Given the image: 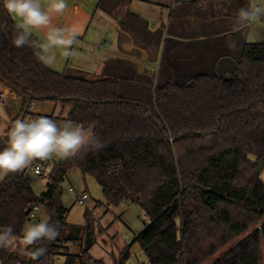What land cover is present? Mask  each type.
I'll return each instance as SVG.
<instances>
[{"label": "trees", "instance_id": "obj_1", "mask_svg": "<svg viewBox=\"0 0 264 264\" xmlns=\"http://www.w3.org/2000/svg\"><path fill=\"white\" fill-rule=\"evenodd\" d=\"M130 2L100 0L98 6L108 13L125 8L122 34L145 45L141 55L149 45L158 47V70L141 73L139 63L114 59L103 77L88 78L50 68L38 57L41 44L33 35L35 47H15L20 23L0 0V82L25 104L51 99L73 107L67 119L91 127L104 144L54 161L41 194L28 167L2 178L0 228L11 226L21 236L34 203L46 204L48 223L59 226L55 240L32 246L47 250L38 260L7 256L1 248L3 264L52 263L68 227L61 183L74 167L98 181L107 204L127 201L147 214L134 242L151 264H206L246 231L212 264H261L264 40L249 42V23L237 17L251 0H173L169 22L155 31ZM227 56L238 68L223 78L217 63ZM5 146L0 140V150ZM94 243L91 231L86 254ZM128 254L115 264H127ZM74 256L65 264H74Z\"/></svg>", "mask_w": 264, "mask_h": 264}, {"label": "rangeland", "instance_id": "obj_2", "mask_svg": "<svg viewBox=\"0 0 264 264\" xmlns=\"http://www.w3.org/2000/svg\"><path fill=\"white\" fill-rule=\"evenodd\" d=\"M100 0H65L67 8L63 13L50 12L53 24L66 29L65 35L71 32L76 33L73 45L68 49L69 56H64V49L52 47L45 56H54L51 63L46 64L56 71L68 70L71 73L84 75L88 78H100L105 75L104 71L111 60H121L122 64L130 60L135 63L141 61V51L145 45L136 41L130 36H125L119 26V19L123 9H118L115 13H108L104 8L99 7ZM144 5L146 15L151 22L159 18L161 12L166 20L170 12L173 0H145L141 2ZM264 8V0H251ZM42 10L49 11V0H40ZM19 21L22 22L19 18ZM249 32L247 40L252 43L262 42L264 40V18H258L249 23ZM32 35L41 45L47 43L46 32L40 29H32ZM131 45V48L125 49L124 45ZM148 58L145 62V69L149 73L158 70L161 58V50L154 45L147 46ZM41 105L45 100H36ZM60 105L62 106V102ZM60 107L54 112L55 116L59 115ZM55 121L61 125L66 120L56 118ZM76 123V122H75ZM6 138V136H5ZM256 159L254 155H251ZM53 156L49 160L54 162ZM49 163V164H50ZM53 166V165H52ZM31 168V166H28ZM52 167H47L41 176L35 175L34 187L37 193L45 188L47 177ZM31 170V169H30ZM34 173V172H33ZM260 177L264 182V166L261 170ZM62 201L68 208L66 218L67 226L62 228V241L60 247L56 248V254L52 255L51 264H65L69 253L75 254L74 264L88 262L90 264H115L116 260L121 259L126 252L128 257L127 264H151L149 257L142 249L139 242H134L135 235L139 233L149 222L147 214L139 205L122 202L119 205L107 204L103 194L102 186L91 175H84L80 168L70 169L61 183ZM88 193V198L80 203L78 196ZM40 208L36 210V217H29L27 223H39L49 220V212L46 204L39 203ZM264 219V218H263ZM262 219V220H263ZM86 228H73L78 226ZM93 232L95 243L90 250L91 254L84 252L87 245L90 232ZM249 231H246L230 245L217 253L206 264H212L232 245L242 240ZM68 236V237H67ZM17 237V240L11 247H8L7 256L14 254L20 258H27L25 254V244L23 240ZM32 246H27L31 251ZM12 253H10V252ZM3 258L0 257V264H3ZM261 264H264V249L262 250Z\"/></svg>", "mask_w": 264, "mask_h": 264}, {"label": "clouds", "instance_id": "obj_3", "mask_svg": "<svg viewBox=\"0 0 264 264\" xmlns=\"http://www.w3.org/2000/svg\"><path fill=\"white\" fill-rule=\"evenodd\" d=\"M3 7L8 14L19 17L22 21L18 31L11 41L19 48L25 45L35 47L31 40L32 29L46 32L47 43L41 45L38 57L51 63L55 57L45 56L52 47L64 49L63 55L69 56L68 49L73 45L75 32L65 35L66 29L53 24L50 12L63 13L67 8L65 0H49V11L42 10L40 0H3ZM238 23H251L258 18H264V8L256 3H249L237 13ZM6 146L0 150V175L17 173L27 168L34 160H48L53 156L69 158L75 156L86 147L101 149L104 147L93 133L92 128H85L71 120L58 125L47 116L29 119H17L6 133ZM59 236L58 224L47 221L26 223L22 230L21 239L25 244V254L32 260H38L45 255L46 249L38 247L29 251L27 246L35 245L38 241H53ZM17 240L11 226L0 228V248H8Z\"/></svg>", "mask_w": 264, "mask_h": 264}, {"label": "crops", "instance_id": "obj_4", "mask_svg": "<svg viewBox=\"0 0 264 264\" xmlns=\"http://www.w3.org/2000/svg\"><path fill=\"white\" fill-rule=\"evenodd\" d=\"M145 0H131L130 4H129V8L138 13L139 15H141L143 18H145L148 21V25H149V29L151 31H155L158 28H160V26L162 24H167L169 22V16H170V12L167 14V18L166 20L163 18V13L161 12V14H159V18H155L153 19V22H151L150 20H148L147 17L143 16L146 14L144 10L146 11V9L144 8L145 6L142 5L141 2H143ZM147 1V0H146ZM172 9V7H171ZM125 10V8L123 9V11ZM171 11V10H170ZM13 17L19 22V17H15L13 15ZM131 45H124L125 49L131 48ZM0 90L3 91V96L0 95V140H5L6 141V133L7 131L11 128L13 122L17 119H29V118H35L38 116H47L50 119H53L55 121L56 118H59L61 120H68L67 116L69 114V112L71 111V108L68 105H64L62 104V106L60 105L61 103H59L58 101H54L51 99H45V101L42 102L41 105H38V102L35 101L34 106L32 107V109L30 110H26L25 108V103L23 102L22 97L16 93L15 91H13L11 89L10 86H8L5 83L0 82ZM60 107V112L58 116L54 115V112L56 111L57 107ZM53 161L56 160H60L63 158H59V159H55L53 158ZM35 161H39L42 163L43 165V171H46V168L48 167H52V164L50 163L51 160H34L33 163ZM32 163V164H33ZM50 163V164H49ZM32 164L29 165L32 167ZM31 169L32 175L34 177L35 180V173H33L32 168ZM5 175H0V181L2 180V178ZM37 176H41V175H37ZM33 188L35 191V187H34V181H33ZM46 189V183H45V188L40 192L36 194H41L44 190ZM40 208V207H39ZM1 250V248H0ZM8 251V250H7ZM10 252V251H9ZM12 253V252H10Z\"/></svg>", "mask_w": 264, "mask_h": 264}, {"label": "water", "instance_id": "obj_5", "mask_svg": "<svg viewBox=\"0 0 264 264\" xmlns=\"http://www.w3.org/2000/svg\"><path fill=\"white\" fill-rule=\"evenodd\" d=\"M123 15H124V11H122V14L120 15L119 19H122ZM147 58H148V52L145 49H143L141 61L138 64V68L141 73L144 72L145 62ZM237 68H238L237 62L233 57H229V56L223 57L217 63L218 72L223 78H229L230 74L234 73L237 70ZM71 111H73V107L71 108ZM263 166H264V161L260 160L258 165L259 172H261Z\"/></svg>", "mask_w": 264, "mask_h": 264}, {"label": "built area", "instance_id": "obj_6", "mask_svg": "<svg viewBox=\"0 0 264 264\" xmlns=\"http://www.w3.org/2000/svg\"><path fill=\"white\" fill-rule=\"evenodd\" d=\"M258 6H260V5H258ZM261 7V6H260ZM0 95L1 96H3V91L2 90H0ZM34 104H35V100H33V101H30V102H27L26 104H25V108H26V110H30V109H32V107L34 106ZM32 170H33V172L35 173V174H38V175H42L43 173H44V171H43V165H42V163L41 162H39V161H35L33 164H32ZM88 193H84L83 195H81V196H78L77 197V200L80 202V203H83L84 202V200L86 199V198H88ZM39 207H40V205H39V203H34L33 205H32V208L30 209V212H29V216L30 217H36V210H38L39 209Z\"/></svg>", "mask_w": 264, "mask_h": 264}]
</instances>
